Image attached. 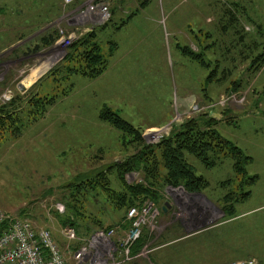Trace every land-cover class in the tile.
<instances>
[{
  "label": "rangeland",
  "instance_id": "obj_1",
  "mask_svg": "<svg viewBox=\"0 0 264 264\" xmlns=\"http://www.w3.org/2000/svg\"><path fill=\"white\" fill-rule=\"evenodd\" d=\"M115 1L127 9L134 6L125 14L127 19L136 15L138 1L141 6L153 4L139 16L142 18L154 10L157 0ZM163 1H176L175 17L187 11V16L194 19L192 30L196 36L182 43L193 54L204 53L211 69L218 63L215 80L226 76L221 82L209 83L211 69L178 54L172 44L166 65L163 57L161 65L152 67V71L129 57L121 65L126 70L122 83L115 86L103 81L105 73L95 79L71 74L61 67L68 49L96 32V42L108 56L118 18L101 26L77 18L80 12L98 4L95 0H75L72 5L64 0H0V98L12 93L8 104L16 101L9 108L17 110L20 121L16 123L21 129L17 137L14 127L0 133V211L50 230L71 261L73 250L96 230L97 220L104 226H114L124 220L127 212L115 210L98 189L87 194L83 206L79 204L83 215L73 214L80 227L79 241H68L63 234L66 226L61 220L71 215L68 204L75 198L70 195L69 185L120 165L137 152L131 137L103 122L101 112L112 107L109 109L141 132L148 145L157 146L186 121L208 118L221 111L222 124L212 126L251 158L244 162L247 179H234L236 162L229 156L220 155L221 161L214 168L188 157L195 174L209 182L208 188L195 193L183 187L155 188L159 198L147 199L141 206L148 213L142 230L146 245L136 260L125 264L237 260L264 264V101L258 114L249 111L254 97L264 100V61L257 71H251L252 62L264 56V0ZM29 21L31 26L26 23ZM55 34L59 37L53 46H41L45 37ZM69 37L74 38L70 47L59 44L62 38ZM42 67L43 75L26 86L28 77ZM234 82L240 83L237 91L233 90ZM186 93L188 104L181 107ZM37 99H42L44 105L52 101L44 113L43 109L36 112L31 105ZM234 111L240 113L232 116ZM168 119L159 127L147 128ZM108 178L112 189L124 190L115 172ZM231 179L229 188L221 187ZM248 179L249 183L245 181ZM125 181L129 185L144 184L145 177L133 172L125 176ZM247 192L249 197L243 199ZM228 196H232L230 203L236 207L230 218L223 211ZM59 204L65 209L63 213L56 209Z\"/></svg>",
  "mask_w": 264,
  "mask_h": 264
},
{
  "label": "trees",
  "instance_id": "obj_2",
  "mask_svg": "<svg viewBox=\"0 0 264 264\" xmlns=\"http://www.w3.org/2000/svg\"><path fill=\"white\" fill-rule=\"evenodd\" d=\"M58 37V34L45 37L41 41V46H53ZM96 39V32H92L81 40L75 42L68 49L67 56L61 67L68 70L71 74H81L93 79L103 75L109 67L110 56L113 54L114 49L108 56H105L102 53L101 46L96 42ZM183 51L187 57L201 65V67L208 70L211 69L210 62L205 61L203 58L204 53L193 54L192 52H189V49L187 48ZM263 59V55L258 56L251 64V71L255 68L257 71L264 61ZM218 66L219 64L217 63L216 66L211 69L207 78L209 83L213 82V80L221 82L224 77L226 78V76H223V78L215 80V77H218ZM61 67L55 69L54 72L56 73L59 71ZM221 72L224 75L227 73L225 70ZM239 85V82H234L233 90L237 91ZM15 102L16 101L13 100L10 104H6L0 109V133L3 130H7L9 127H14L16 133V136L14 135V137H17V135L20 134L21 129L16 122L20 120L16 117L17 110L14 111L9 108V106H14ZM51 103L52 101H47L44 105L42 99H37L35 101L33 100L31 105L33 104V107L36 108V112H41L43 109L44 113L47 105H51ZM100 119L123 133L125 137H131L132 141L137 144L135 147L137 152L120 165L114 164L104 171L97 173L96 176L91 177L88 175L81 177L79 181L69 185L71 188L70 195L72 198L75 197L73 200L76 203L70 199L68 209L71 215L65 217V219L62 218L61 222L66 227L69 226L74 228L77 231L78 236L81 235L80 227L77 220L74 219L73 214L75 212V216L77 215L79 217L83 215V213L79 211V207L81 205L83 206V201L85 202L87 194L96 193L98 189L102 191L107 202L115 210L126 209L127 212L124 220L119 224L116 223L114 226H104V222L97 220L95 222V227L97 228L93 233L100 230L108 231L116 228L120 224L127 223V214L130 209L141 208L147 199L156 200L159 198L158 193L154 191L155 188L158 190L159 187H183L189 193L203 192L208 188L209 182L204 177L195 174L194 168L188 161V157L190 156L201 161L207 168L216 167L218 161H221L222 157L229 156L236 162V164H234L236 178L234 179H237L240 176H244L243 178L247 179V174L244 169L246 164H244V162L248 163L251 158L245 156L244 151L238 146L223 138L219 132L213 128L212 124L214 125L215 122L210 117L204 119L200 117L186 121L185 124L175 129L170 138L162 141L157 146L148 145L139 130L109 108H106L101 112ZM220 155H222V157H220ZM113 172L117 175L124 190L115 191L110 187L111 184L108 174H113ZM133 172L143 174L145 177V183L134 185L127 184L125 176ZM85 178L87 179L84 180ZM232 181L233 179L225 181L221 187L229 188ZM245 181L249 183V179L248 181ZM249 195L250 192H247L243 194L242 198L247 199ZM224 200V205L226 204V206L223 207V211L227 214L228 218H230L236 211V207L235 204L233 205L230 203V201L233 200L232 196H228ZM235 201L238 202L237 200ZM71 202L73 203V206ZM79 204L81 205L79 206ZM145 245L146 238L142 236L132 248L131 254L132 257L135 258L134 260L140 256Z\"/></svg>",
  "mask_w": 264,
  "mask_h": 264
},
{
  "label": "built area",
  "instance_id": "obj_3",
  "mask_svg": "<svg viewBox=\"0 0 264 264\" xmlns=\"http://www.w3.org/2000/svg\"><path fill=\"white\" fill-rule=\"evenodd\" d=\"M98 4L89 6L80 12L77 18L93 26L105 25L112 19L111 1L95 0ZM72 5L75 0H64ZM91 2V1H89ZM74 38H62L59 44L70 47ZM13 98L11 92L0 98V107L8 104ZM56 209L64 212V207ZM147 209L132 208L127 214L129 229L124 237L117 238L118 227L108 231L94 232L83 244L73 250L69 261L52 232L39 229L30 220L0 211V264H125L132 262L131 251L141 239L144 224L147 221ZM64 236L68 241H79L77 231L65 227ZM233 264H256L255 260L239 261Z\"/></svg>",
  "mask_w": 264,
  "mask_h": 264
},
{
  "label": "crops",
  "instance_id": "obj_4",
  "mask_svg": "<svg viewBox=\"0 0 264 264\" xmlns=\"http://www.w3.org/2000/svg\"><path fill=\"white\" fill-rule=\"evenodd\" d=\"M137 4H135L137 6H135V9L137 11L136 15L130 18L128 17L129 19H125L124 16L129 14V12H131V8H133L134 6L130 5L127 9L125 6L120 5L119 2H116L115 0L111 1L112 22L115 18H118L119 22L115 23L116 26L114 28L115 31L113 33V38L111 41H109L110 47L108 55L114 49L113 54L110 56L109 68L101 77L103 81L110 86H115L122 83L125 75V73L123 74V72L125 69H123L121 65L123 62H125L126 64V60L129 57H132V61H135L137 65L143 66L144 69L148 71H152V67L161 65V58L163 59V57L164 59L162 62L164 65H166V54L169 50L172 52L171 44L173 50H175L178 54L182 53L183 55H185L183 53V50L187 46L183 45L182 42L191 41L193 39V36H196L194 30H192L194 19L191 16H187V11H183L178 17H175L176 1H168L167 3H165L163 0H157L154 3V10H152L142 18H140L139 16L147 9H149L153 4L150 2L145 3L143 6ZM117 11L119 12V14H121L120 17H117ZM139 19L142 20L140 21ZM26 23H28V25L30 26L32 25L31 21ZM204 24L207 25V23ZM108 28L109 27L104 30H107ZM199 30L201 31L202 28H200ZM38 70L44 73V67H42V69H37L34 72H39ZM107 88L108 86L106 87V89ZM186 96L187 93L182 96L180 102L181 107H186L188 104ZM263 101L264 100H262V98L254 97V99L249 102V111L252 115H256L259 113ZM108 107L113 109L110 106ZM239 113L240 112L234 111L232 113V116H237ZM210 118L213 119L215 123L222 124L223 115L221 111H215L211 113ZM169 119L167 121H163V123L161 124L159 123V125H157V123L155 125L147 126V128L159 127L165 122H169ZM117 227L119 229L117 232V238L124 237L129 229V225L123 223L118 225ZM183 227L186 226L184 225ZM234 262L235 261H216L213 264H230Z\"/></svg>",
  "mask_w": 264,
  "mask_h": 264
},
{
  "label": "bare ground",
  "instance_id": "obj_5",
  "mask_svg": "<svg viewBox=\"0 0 264 264\" xmlns=\"http://www.w3.org/2000/svg\"><path fill=\"white\" fill-rule=\"evenodd\" d=\"M39 71V70H38ZM42 71L34 72L28 79L25 81V85H30L35 79H38L42 75Z\"/></svg>",
  "mask_w": 264,
  "mask_h": 264
}]
</instances>
